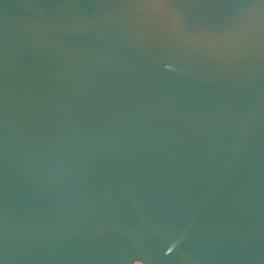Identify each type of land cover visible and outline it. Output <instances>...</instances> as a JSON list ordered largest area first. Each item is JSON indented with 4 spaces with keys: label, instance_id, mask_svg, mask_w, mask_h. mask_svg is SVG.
Instances as JSON below:
<instances>
[{
    "label": "water",
    "instance_id": "95a60500",
    "mask_svg": "<svg viewBox=\"0 0 264 264\" xmlns=\"http://www.w3.org/2000/svg\"><path fill=\"white\" fill-rule=\"evenodd\" d=\"M0 264H264V0H0Z\"/></svg>",
    "mask_w": 264,
    "mask_h": 264
}]
</instances>
